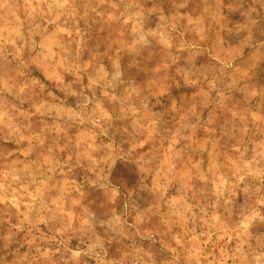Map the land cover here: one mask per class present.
Returning a JSON list of instances; mask_svg holds the SVG:
<instances>
[{
	"label": "rangeland",
	"instance_id": "374dc122",
	"mask_svg": "<svg viewBox=\"0 0 264 264\" xmlns=\"http://www.w3.org/2000/svg\"><path fill=\"white\" fill-rule=\"evenodd\" d=\"M0 264H264V0H0Z\"/></svg>",
	"mask_w": 264,
	"mask_h": 264
}]
</instances>
